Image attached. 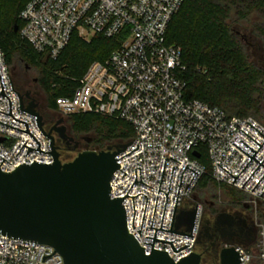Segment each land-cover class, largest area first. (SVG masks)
<instances>
[{
	"label": "built area",
	"instance_id": "2783aa9c",
	"mask_svg": "<svg viewBox=\"0 0 264 264\" xmlns=\"http://www.w3.org/2000/svg\"><path fill=\"white\" fill-rule=\"evenodd\" d=\"M183 1L29 0L18 13L22 22L19 28L21 39L27 41L36 52L50 58H54L67 45L72 34L85 41L95 34L107 38L123 34L119 46L104 61L91 62L73 92L57 97L55 103L57 111L64 116L90 112L121 119L132 125L134 137L122 143L127 145L126 148H118L122 151L115 155L119 167L114 170L109 181V194L112 198L128 195L121 201L126 231L143 247L146 255L151 245L143 242L152 243V239L145 236L153 237L154 228L160 227L161 218V229H169L180 174L186 163L197 173L194 174L187 167L182 172L171 230L190 234L191 229L177 227L178 219L183 216V212L178 209L204 173V165L192 155V151L198 152L197 147L200 145L205 146L211 176L215 181L242 191L254 206H264V167H257L258 162L254 159L249 161L250 158L232 144L234 142L250 155L252 151L239 140L256 151L264 141L259 133L264 135V125L254 117L228 115L218 107L183 98L185 84L177 76L185 68L181 61V48L166 41L169 22ZM0 82L4 94L9 98L12 116L27 124L40 150L51 151V139L36 125L35 115L20 110L19 92L1 50ZM0 111V122L26 130L24 123L5 114L9 112V104L8 99L1 94ZM0 139V156L7 161L0 158L1 171H11L19 164H31L33 160L46 164L53 161L50 153L37 150L27 152V148L22 146L26 139L24 145L28 147L37 148V144L26 132L0 123ZM51 146L55 147V142ZM168 156L176 161L165 159L162 171L164 158ZM253 157L264 165V142ZM217 164L233 176H237L245 167L233 181L234 177ZM135 167L140 168L141 181L151 188L140 182L132 184L135 173L136 181H139V169ZM158 185L160 190L167 193L166 203L165 194L158 190ZM195 213L191 231L193 237L159 229L155 232L157 239H175L171 242L174 249L185 244L188 246L174 252L169 243L154 240L152 249L166 251L173 261L194 252L201 213L198 204ZM150 223L153 228H149ZM139 229L140 236L136 231ZM258 238L255 253L235 246L240 264H264L263 225H260ZM53 250L45 244L13 239L0 233V264H63L62 257L56 251L41 261L43 255H49Z\"/></svg>",
	"mask_w": 264,
	"mask_h": 264
},
{
	"label": "trees",
	"instance_id": "16d2710c",
	"mask_svg": "<svg viewBox=\"0 0 264 264\" xmlns=\"http://www.w3.org/2000/svg\"><path fill=\"white\" fill-rule=\"evenodd\" d=\"M27 1L0 0V50L9 69L15 59L39 67L37 85L44 95L43 104L46 109L57 111L55 99L70 95L89 64L104 61L124 36L107 38L95 34L85 41L72 34L54 58L46 57L19 35L22 22L18 13ZM248 28L249 36L264 43V0L183 1L169 22L166 41L181 48L185 68L177 76L185 84L184 100H199L228 115L257 116L264 71L248 59L241 40V32ZM64 118L72 134L91 132L99 149L126 143L134 137L132 125L114 117L86 112ZM197 151L196 158L205 170L195 187L202 190L227 186L230 200L242 204V191L212 178L205 146H198Z\"/></svg>",
	"mask_w": 264,
	"mask_h": 264
},
{
	"label": "water",
	"instance_id": "95a60500",
	"mask_svg": "<svg viewBox=\"0 0 264 264\" xmlns=\"http://www.w3.org/2000/svg\"><path fill=\"white\" fill-rule=\"evenodd\" d=\"M14 30H17V26L14 27ZM0 86V94L4 95L8 99L9 104V112L5 114L10 115L16 121L24 123L26 130L19 129L2 122L0 123L26 132L31 136V138L36 142L37 148H31L24 145L27 140L26 139L22 146H25L27 148V152L30 150H37L44 153H50L53 158V161L48 164L33 160L31 164H19L13 170L8 172L0 170V233L2 235H6V237L13 239L33 241L35 244L38 243L51 246L54 249L53 252L46 256L43 255L41 261H43L45 257L51 256L56 251L62 257L63 264H204L202 254L195 251L190 252L187 256L180 258L178 261H173L167 255L166 251L152 249L154 240L169 243L174 252L188 246L185 244L177 249H174L171 242L175 239H173L172 241H167L155 238L156 229L193 237V235H191V231L195 219L197 205H195V209L183 212V216L179 218L177 222V227L184 226L186 230L191 229L190 234L175 232L174 229L171 230L180 180L183 170L185 169V167H187V163L180 174L169 229H161V218L160 227L154 228L153 237L145 236V238L152 239V243L145 241L143 242L151 245L150 252L146 255L144 254L143 247H140L135 238L126 231L125 211L123 206L121 205V201L125 196L127 197L128 195L125 194L122 197L112 198L109 194V190L111 189L109 186V181L114 170L119 167V164L115 161V155L118 152L122 151L118 150V148L124 146L126 148L127 145L120 144L118 146H115L114 148L108 146L105 149L99 151L82 150L78 152L73 159L63 162L60 158L59 152L56 150L57 147L51 146V144H54V139L50 135L51 130L46 131L43 126V122L41 121L40 115L34 110L33 106L22 105V109L20 95L18 96L16 94L19 100L20 110L35 115L36 125L45 136L51 139L49 142L51 151L40 150L39 143L28 131L27 124L24 121L18 120L12 116L10 111V101L3 92L1 82ZM250 126L253 127L252 125ZM254 129L259 132L256 128ZM243 133L246 134L245 132ZM259 133L264 137L261 132ZM59 137L61 138V135ZM239 141L252 151L250 155H248L245 151L238 147L234 142H232V144L246 156H248L250 158L249 161L251 159H254L256 162H258L259 164L257 165V167L259 165L264 167L261 162L253 157L264 141L261 145H259L256 141L253 140L259 145L256 151L241 139ZM74 147H77L76 142H74ZM27 152L25 153V155L27 154ZM17 153L15 154V156L17 155ZM192 155L194 157H198V153L196 151H192ZM0 158L2 157L0 156ZM168 158L172 157L168 156L164 158L162 171L165 159ZM3 160L5 159L2 158V161ZM247 163L245 164V166L247 165ZM217 165L220 166L219 164ZM135 168L139 169V181H136V173L134 169L135 178L132 184L135 182L144 184L140 179V168ZM187 168L190 169L189 167ZM243 168L241 169V171L243 170ZM256 168L253 170V172L256 170ZM192 171L194 172V174L197 173L194 170ZM240 172L238 173V175L240 174ZM251 174L249 175V177L251 176ZM263 175L261 176V178L263 177ZM231 176L234 177L233 181L237 177L233 175ZM247 179L245 180V182L247 181ZM260 179L258 180V182L260 181ZM256 184L254 185V187L256 186ZM159 185L158 190H160ZM263 192L264 190L262 191V193ZM167 193H164L165 203ZM138 194L142 193H137L136 195ZM130 197L132 198L133 196ZM133 216L131 221L132 228H134ZM149 228H153L151 227V223ZM136 231L140 236V229ZM216 260L217 263L215 264H240L239 254L233 244L221 246L216 252Z\"/></svg>",
	"mask_w": 264,
	"mask_h": 264
},
{
	"label": "rangeland",
	"instance_id": "374dc122",
	"mask_svg": "<svg viewBox=\"0 0 264 264\" xmlns=\"http://www.w3.org/2000/svg\"><path fill=\"white\" fill-rule=\"evenodd\" d=\"M251 20H254L252 18ZM244 27V26H243ZM245 29V28H244ZM237 30V29H235ZM243 33V34H242ZM245 33V34H244ZM242 36L245 38H241L243 43H245V50L248 53V59L250 61H258V50L255 48L257 46L264 47V43L259 41L257 38H253L249 36V28L245 31L241 32ZM247 42V43H246ZM253 45V46H251ZM43 65V64H42ZM10 73L14 85L17 86H26L29 84L33 89V85L37 84V79L39 77V67H33L31 65L26 64L24 61L20 59H15L13 64L10 67ZM38 91H40V99L39 104H43L44 95L42 90L38 87ZM257 116L255 115H248L254 117L259 122L264 125V97L261 96L260 98V108L257 111ZM75 137V142L77 143V147H74V144H70L69 148L61 149L59 152L60 158L63 162L69 161L73 159L78 152L82 150H103L99 149L97 145H95V138L91 132L86 133H79L73 135ZM110 145V144H109ZM114 148L116 143L110 145ZM228 189L227 186H218V187H205L202 190L194 187L190 195L183 201L182 205L185 209H191L194 204H199L201 206V213H200V224L204 221H211L214 217L220 213L224 214H232L233 212H237L241 217H247L252 220L256 230H260V225L264 226V206L262 204L253 205L248 196L243 193L242 196L244 197L242 204L235 203L230 200L228 193L226 190ZM257 237L249 242L244 241H237L233 244L234 246H241L245 249H248L252 252H256L257 248L255 242L258 240ZM204 240H202L197 246L195 252L201 253L204 246ZM226 244V243H224ZM204 262L209 263L210 260L207 256L202 255ZM208 260V261H207ZM217 263V261L215 262ZM214 263V264H215Z\"/></svg>",
	"mask_w": 264,
	"mask_h": 264
},
{
	"label": "flooded vegetation",
	"instance_id": "af4514ba",
	"mask_svg": "<svg viewBox=\"0 0 264 264\" xmlns=\"http://www.w3.org/2000/svg\"><path fill=\"white\" fill-rule=\"evenodd\" d=\"M242 38H244L242 36ZM253 46V45H251ZM258 61H253L259 68L264 71V47L257 46ZM20 95V101L23 106L31 105L34 110L40 115L41 121L46 131H50V135L53 137L56 147L60 152L61 149L69 148L70 144H74L75 137L71 133L68 125L65 122L64 115L58 111H50L45 108L44 104H39L40 91H38V85L35 83L31 88L29 84L26 86H15ZM262 95L264 97V77L261 84ZM61 135V138L59 137ZM194 204L191 209H185L180 206L178 211H190L194 209ZM199 205V204H198ZM201 207V206H200ZM220 213L214 217L211 221H204L200 224L199 231L196 240V246L204 240V246L202 255L207 256L210 260L209 263L214 264L216 260L217 250L224 245V243H234L237 241L249 242L254 240L258 232L251 219L247 217H241L237 212L232 214ZM208 261V260H207Z\"/></svg>",
	"mask_w": 264,
	"mask_h": 264
}]
</instances>
